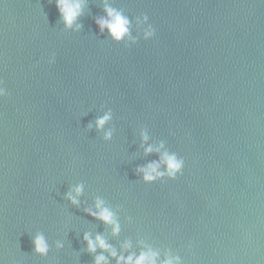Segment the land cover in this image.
<instances>
[{
    "label": "water",
    "instance_id": "water-1",
    "mask_svg": "<svg viewBox=\"0 0 264 264\" xmlns=\"http://www.w3.org/2000/svg\"><path fill=\"white\" fill-rule=\"evenodd\" d=\"M106 4L135 44L100 33ZM0 81V264H116L86 233L157 264H264L261 0H83L71 28L54 0H0ZM164 152L182 173L146 183L137 169ZM98 200L118 234L86 211Z\"/></svg>",
    "mask_w": 264,
    "mask_h": 264
},
{
    "label": "clouds",
    "instance_id": "clouds-1",
    "mask_svg": "<svg viewBox=\"0 0 264 264\" xmlns=\"http://www.w3.org/2000/svg\"><path fill=\"white\" fill-rule=\"evenodd\" d=\"M51 2V0H50ZM56 8L61 15L63 22L66 28H71L76 19L81 15L83 8V0H54ZM264 3V0H261ZM106 17H100L97 19L96 23L99 28L100 33H104L107 30L108 35L115 42L119 43L127 39L131 43L135 44L137 37H133L130 31V21L127 17L123 16L122 13L113 9L107 4L105 5ZM138 36H142L143 40L147 41L153 39L156 35L155 27L149 22V17L144 16L142 19L138 20ZM80 25H77V29ZM55 62V54H52L48 63L52 64ZM9 95L7 89L3 85V81H0V98L7 97ZM111 113L105 114L102 118H99L96 121L97 128H102L107 121H109ZM91 124L89 125V128ZM111 137V132L106 133L105 138L108 139ZM148 137L143 136V140L146 142ZM160 148H163V144L160 145ZM160 148L154 149L152 146L145 148V153L149 154L153 151H160ZM164 165L165 168L163 171H160L161 165ZM184 168L183 158L178 157L175 153L169 154L164 152L161 160L159 162H152L145 167L138 168L137 171L142 174L143 180L146 183H154L157 180L163 179L165 176L170 180H175L178 175H180ZM76 196H79L82 188L81 186L75 187L73 190ZM68 198L72 201L73 204L77 203L75 197L69 193ZM96 208L98 211L93 212L91 209H86L89 215H92L106 224L112 226L113 234H118L119 224L116 222L114 214L107 208L103 206L102 201H97ZM84 240L87 243V249L89 252L95 253L97 248H100L103 251H107L111 258L116 260V264H157L158 254L151 249L144 252L142 251L138 256L134 253H130L125 256L123 253L117 254L116 250L109 245L100 235H97L93 240L89 234L84 235ZM34 249L39 254L47 253V244L42 236H37L34 241ZM59 246V245H58ZM131 247L130 243L126 242L123 245L125 250ZM96 264H109L108 258L104 255H98L95 258ZM163 264H180L178 257H169Z\"/></svg>",
    "mask_w": 264,
    "mask_h": 264
}]
</instances>
